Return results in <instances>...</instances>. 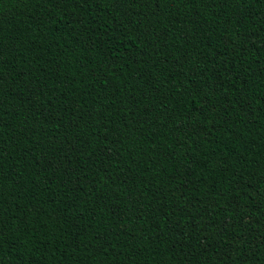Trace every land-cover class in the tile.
Masks as SVG:
<instances>
[{
	"label": "trees",
	"instance_id": "trees-1",
	"mask_svg": "<svg viewBox=\"0 0 264 264\" xmlns=\"http://www.w3.org/2000/svg\"><path fill=\"white\" fill-rule=\"evenodd\" d=\"M0 264H264V0H0Z\"/></svg>",
	"mask_w": 264,
	"mask_h": 264
}]
</instances>
